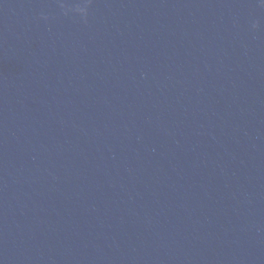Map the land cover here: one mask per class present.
Wrapping results in <instances>:
<instances>
[{
  "label": "water",
  "instance_id": "1",
  "mask_svg": "<svg viewBox=\"0 0 264 264\" xmlns=\"http://www.w3.org/2000/svg\"><path fill=\"white\" fill-rule=\"evenodd\" d=\"M0 264H264V0H0Z\"/></svg>",
  "mask_w": 264,
  "mask_h": 264
}]
</instances>
